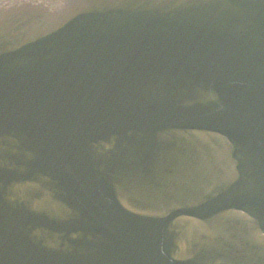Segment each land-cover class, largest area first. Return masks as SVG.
Returning <instances> with one entry per match:
<instances>
[{
	"label": "water",
	"instance_id": "1",
	"mask_svg": "<svg viewBox=\"0 0 264 264\" xmlns=\"http://www.w3.org/2000/svg\"><path fill=\"white\" fill-rule=\"evenodd\" d=\"M0 264H264V0H0Z\"/></svg>",
	"mask_w": 264,
	"mask_h": 264
}]
</instances>
